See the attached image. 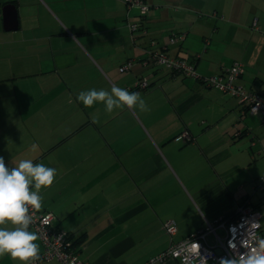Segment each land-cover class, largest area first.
<instances>
[{
    "label": "crops",
    "instance_id": "obj_1",
    "mask_svg": "<svg viewBox=\"0 0 264 264\" xmlns=\"http://www.w3.org/2000/svg\"><path fill=\"white\" fill-rule=\"evenodd\" d=\"M144 2L143 17L125 0H0V228L24 250L10 264L27 263L41 245L8 205L25 193L81 237L87 264H178L158 256L207 226L223 238L224 215L252 206L235 183L245 156L264 155L262 115L155 67L152 54L184 34L168 54L202 76L242 63L237 83L261 92L264 0ZM9 3L17 29L4 27ZM185 131L191 140H176ZM207 239L215 243L213 233Z\"/></svg>",
    "mask_w": 264,
    "mask_h": 264
},
{
    "label": "built area",
    "instance_id": "obj_2",
    "mask_svg": "<svg viewBox=\"0 0 264 264\" xmlns=\"http://www.w3.org/2000/svg\"><path fill=\"white\" fill-rule=\"evenodd\" d=\"M125 2L131 8H138L143 17L149 10V6L143 0H125ZM256 23L257 18L254 19V25ZM130 28L132 31H137L139 25L130 24ZM184 38V34L173 35L169 39V44L173 45ZM163 49V52L152 54L154 64L187 77H195L207 87H216L224 93L237 97L251 114L260 113L264 124V90L251 92L237 83L244 73L242 63H234L220 75L202 76L185 58L168 54V46H164ZM131 65L132 61L129 60L120 67V71L130 69ZM148 84L147 79H140L136 82V86L140 89L146 88ZM176 140H191L190 133L185 131ZM14 197L15 199L10 202V209L20 217L27 234L30 231L39 239L42 248L40 253L35 252L29 255V260L25 264H43L44 262L87 264L79 257L72 234L55 225V215L52 212H43L38 209L35 194L25 193ZM262 218L259 210L243 204L237 209V215L233 220L220 225L225 232L223 238L218 235L214 227L207 226L199 233L169 246L158 256V259H172L178 264H220L223 261H230L231 264H264ZM164 228L169 234L176 232V224L172 220L165 222ZM211 233L215 236L213 244H210L207 239V234Z\"/></svg>",
    "mask_w": 264,
    "mask_h": 264
},
{
    "label": "rangeland",
    "instance_id": "obj_3",
    "mask_svg": "<svg viewBox=\"0 0 264 264\" xmlns=\"http://www.w3.org/2000/svg\"><path fill=\"white\" fill-rule=\"evenodd\" d=\"M160 69H165V68L160 67ZM190 78L195 79V77H190ZM212 88H216V87H212ZM258 156L259 158L257 161H254V160L249 161L247 156H245V158L241 160L242 162L245 161L246 163V169L243 171V174L249 173L250 177L245 178L242 172L238 171L237 176H239V179L236 180L235 185L238 187V191L239 193H241L242 197L243 195L246 194V191H248L247 195L250 196V198L252 199V204H251L252 206L256 204L257 202L258 203L260 202V206L257 209L260 211L263 217L262 218V224H263L262 235H264V190L262 191L257 190L256 192H254V190L251 188V186H253L257 181H259V184H260L261 178L264 176V155L263 156L258 155ZM8 235H9V231L7 229V226L5 224H2V227L0 228V259H2L0 260V264H10L12 261L17 262L21 259L24 253L23 247H21L22 243H18L17 245L11 242L8 243L7 241ZM41 251H42V248L40 245L38 249V253H40ZM43 264H54V262H44ZM220 264H231V262L223 261Z\"/></svg>",
    "mask_w": 264,
    "mask_h": 264
},
{
    "label": "water",
    "instance_id": "obj_4",
    "mask_svg": "<svg viewBox=\"0 0 264 264\" xmlns=\"http://www.w3.org/2000/svg\"><path fill=\"white\" fill-rule=\"evenodd\" d=\"M4 11V27L6 30L18 28L17 12L14 4H6L3 8ZM220 253V250H219Z\"/></svg>",
    "mask_w": 264,
    "mask_h": 264
},
{
    "label": "trees",
    "instance_id": "obj_5",
    "mask_svg": "<svg viewBox=\"0 0 264 264\" xmlns=\"http://www.w3.org/2000/svg\"><path fill=\"white\" fill-rule=\"evenodd\" d=\"M144 1V0H143ZM128 5V4H127ZM168 46H170V44L168 43ZM155 67H157V68H160V66H157L156 64H155ZM162 68H164V67H162ZM166 69V68H165ZM170 71V70H169ZM172 72V71H171ZM172 73H175V72H172ZM264 178V176L261 178V182H260V185H263L264 184V182H262V179ZM22 195V194H21ZM21 195H19V196H21ZM10 199V198H9ZM8 205H10V200H9V202H8ZM255 209H257L256 207H254ZM258 210V209H257ZM236 215H237V212H235V211H233L232 213H228V214H225L224 215V218L222 219L223 221H225V222H229V221H231V220H233L235 217H236ZM262 228H263V224H262ZM263 232V230L261 229V233ZM72 237H74L73 235H72ZM81 237H79V238H74L75 240H74V243H76L77 241H79V239H80Z\"/></svg>",
    "mask_w": 264,
    "mask_h": 264
}]
</instances>
